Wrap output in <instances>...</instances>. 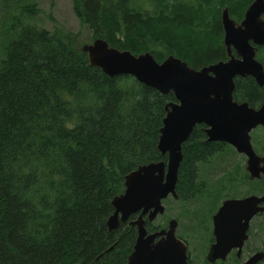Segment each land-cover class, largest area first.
I'll use <instances>...</instances> for the list:
<instances>
[{
    "label": "trees",
    "instance_id": "16d2710c",
    "mask_svg": "<svg viewBox=\"0 0 264 264\" xmlns=\"http://www.w3.org/2000/svg\"><path fill=\"white\" fill-rule=\"evenodd\" d=\"M72 1L92 39L198 69L226 59L221 11L240 20L252 0ZM256 57L264 65V47ZM233 97L255 106L264 87L238 78ZM171 100L91 66L62 27L26 24L10 37L0 61V264H125L136 229L127 220L107 229L110 202L125 174L166 160L157 142ZM220 150L193 128L181 148L179 199L198 193V164Z\"/></svg>",
    "mask_w": 264,
    "mask_h": 264
},
{
    "label": "water",
    "instance_id": "95a60500",
    "mask_svg": "<svg viewBox=\"0 0 264 264\" xmlns=\"http://www.w3.org/2000/svg\"><path fill=\"white\" fill-rule=\"evenodd\" d=\"M262 14L264 0H252L239 23L224 8L221 24L228 59L198 69L173 55L159 62L147 51L135 55L129 50H119L102 38L81 45L89 64L107 76L130 75L160 94L172 93L175 98L164 106L157 142V150L166 155V161L148 162L129 171L124 175L123 191L110 202L113 211L106 220L109 231L138 212L130 221L136 227V237L125 264H189L186 245L175 234L176 219H170L166 228L154 231H148L145 223L164 212L162 201L167 196L178 198L175 187L182 160L181 145L196 124L206 126L207 141L230 144L246 157L249 180L264 178V150L258 154L250 136L252 129L264 127V102L253 108L247 102L233 99L235 77L250 76L264 87V68L256 59V47L264 45ZM262 211L264 195L223 200L212 216L215 243L207 253V260L224 258L231 248L240 249L250 219ZM261 257L262 253H258L242 264H254Z\"/></svg>",
    "mask_w": 264,
    "mask_h": 264
},
{
    "label": "rangeland",
    "instance_id": "374dc122",
    "mask_svg": "<svg viewBox=\"0 0 264 264\" xmlns=\"http://www.w3.org/2000/svg\"><path fill=\"white\" fill-rule=\"evenodd\" d=\"M26 24L49 31L62 27L77 34L81 45L93 40L91 31L75 14L72 0H0V61L10 37L15 38ZM250 136L253 148L261 154L264 128H255ZM245 160L232 147H222L207 162L198 164V193L190 200L175 199L169 195L162 201L164 212L152 221L153 226L164 225L172 218L178 221L177 234L189 242L194 264H204L205 244L210 236V216L221 202L230 197L264 194V179L249 180ZM252 225L247 252L264 247V218L253 219Z\"/></svg>",
    "mask_w": 264,
    "mask_h": 264
},
{
    "label": "flooded vegetation",
    "instance_id": "af4514ba",
    "mask_svg": "<svg viewBox=\"0 0 264 264\" xmlns=\"http://www.w3.org/2000/svg\"><path fill=\"white\" fill-rule=\"evenodd\" d=\"M245 12V11H244ZM243 15H244V13H243ZM263 15L264 14H262V19H263ZM243 18V17H242ZM242 18L240 19V20H235V22H237V23H239L241 20H242ZM264 20V19H263ZM259 47H264V45L263 46H257L256 48V54H257V50H258V48ZM226 50V49H225ZM232 53L235 55V51L234 50H232ZM236 56V55H235ZM237 57V56H236ZM228 59V56H227V53H226V59L225 60H227ZM256 59H257V57H256ZM225 60H222V61H225ZM258 60V59H257ZM261 62V61H260ZM262 63V62H261ZM263 65V64H262ZM263 68H264V65H263ZM247 77H250V76H247ZM238 78H246V77H235L234 78V85H235V82H236V80L238 79ZM252 78V77H251ZM253 79V78H252ZM254 80V79H253ZM256 83V82H255ZM234 90H235V86H234ZM234 90H233V92H234ZM233 99H234V97H233ZM236 102H238V103H241V102H247L248 104H249V102L248 101H246V100H237V99H234ZM173 101H175V98H174V100ZM264 101H262V103H263ZM262 103H259L258 105H255V106H252V105H250L249 104V106H251V107H253V108H258ZM165 116V115H164ZM196 125H199V128H200V130H201V132L203 133V135L205 136V141H207V136H206V134H205V132H204V128L206 127L205 125H203V124H196ZM195 125V126H196ZM194 126V127H195ZM193 127V128H194ZM258 127H261V126H258ZM193 128H192V130H193ZM257 128V127H256ZM264 128V127H263ZM255 129V128H254ZM254 129H252L251 130V132L254 130ZM250 132V133H251ZM207 142H217V143H220L221 144V146L222 147H226V146H230V147H232L234 150H235V148L233 147V146H231L230 144H227V143H225V142H220V141H207ZM181 148H182V145H181ZM264 150V149H263ZM236 151V150H235ZM237 152V151H236ZM257 152V151H256ZM263 152V151H262ZM238 153V152H237ZM258 153V152H257ZM238 154H241V153H238ZM259 154V153H258ZM241 155H243V154H241ZM244 156V155H243ZM245 157V156H244ZM245 159H246V157H245ZM166 161V160H165ZM246 161V160H245ZM246 169V168H245ZM247 172V171H246ZM247 177H248V173H247ZM261 179H264V178H261ZM261 179H254V180H261ZM177 180H178V174H177ZM177 183V182H176ZM175 189H176V187H175ZM177 193V192H176ZM178 195V194H177ZM249 195H251V194H249ZM257 195V194H256ZM261 195H264V194H261ZM246 196H248V195H246ZM168 197V196H167ZM172 197V196H171ZM174 198V197H173ZM230 198H238V197H230ZM175 199H179V196H178V198H175ZM226 199H228V198H226ZM225 200V199H224ZM223 202V201H222ZM221 202V203H222ZM221 205V204H220ZM219 205V206H220ZM219 206L217 207V209L219 208ZM217 209L213 212V214L217 211ZM213 214L210 216V223H211V227H210V236H209V238H208V240H207V243L205 244V249H204V254H203V261H204V264H242V263H244L245 261H247L251 256H254V255H256V254H258V253H262V257H261V259H259L257 262H255L254 264H261L263 261H264V247H260V248H257V249H254L253 251H251V249L250 250H248L249 252H247L246 250V244H247V242H248V239H249V237H250V234H251V231H252V220L253 219H255V218H257V217H263L264 218V211H262V212H258V213H256L251 219H250V221H249V228H248V230H247V237L244 239V241H243V243H242V246H241V248L239 249L238 247H235V248H231L229 251H227V253L225 254V256H224V258H222L221 256L220 257H217L216 259H214L213 261H209V260H207V258H206V256H207V253H208V251H209V249H210V247H211V245H213L214 243H215V237H214V234H213V228H214V226H213V220H212V216H213ZM137 215H138V212H135V213H133V214H131L130 216H129V218L127 219V221H128V224L130 225V226H132L131 224H130V221H132L133 219H135L136 217H137ZM146 215L147 214H144L143 215V217H144V219L146 220ZM169 220L170 219H168V221L164 224V225H161V226H157L155 229H153L152 231H154V230H158V229H161V228H166L167 227V225H168V222H169ZM153 221V220H152ZM152 221L151 222H149V221H147L146 220V222H148V223H152ZM146 224V223H145ZM133 227H135V226H133ZM177 227H178V221H177V226H176V230H175V234H176V236L179 238V239H181L184 243H185V245H186V252H187V260H188V263L189 264H194V262H193V258L191 257V255H192V251H191V246L189 245V242L184 238V237H182V236H180V235H178L177 234ZM135 229H136V227H135ZM149 231V230H148ZM136 237V236H135ZM134 241H135V239H134ZM134 244V243H133ZM130 254V253H129ZM129 254H128V256H129ZM127 256V257H128ZM126 262H127V259H126Z\"/></svg>",
    "mask_w": 264,
    "mask_h": 264
}]
</instances>
